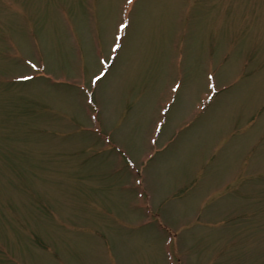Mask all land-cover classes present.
I'll return each instance as SVG.
<instances>
[{"label":"rangeland","instance_id":"rangeland-1","mask_svg":"<svg viewBox=\"0 0 264 264\" xmlns=\"http://www.w3.org/2000/svg\"><path fill=\"white\" fill-rule=\"evenodd\" d=\"M0 264H264V0H0Z\"/></svg>","mask_w":264,"mask_h":264},{"label":"snow or ice","instance_id":"snow-or-ice-1","mask_svg":"<svg viewBox=\"0 0 264 264\" xmlns=\"http://www.w3.org/2000/svg\"><path fill=\"white\" fill-rule=\"evenodd\" d=\"M120 27H124V25H120Z\"/></svg>","mask_w":264,"mask_h":264}]
</instances>
